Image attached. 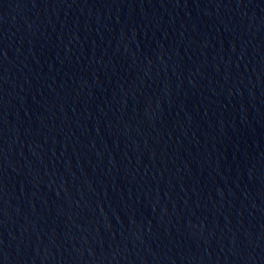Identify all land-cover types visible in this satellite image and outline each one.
<instances>
[{"label": "water", "instance_id": "1", "mask_svg": "<svg viewBox=\"0 0 264 264\" xmlns=\"http://www.w3.org/2000/svg\"><path fill=\"white\" fill-rule=\"evenodd\" d=\"M0 264H264V0H0Z\"/></svg>", "mask_w": 264, "mask_h": 264}]
</instances>
